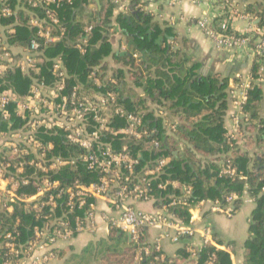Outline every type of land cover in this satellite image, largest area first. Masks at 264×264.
<instances>
[{
  "label": "built area",
  "instance_id": "2783aa9c",
  "mask_svg": "<svg viewBox=\"0 0 264 264\" xmlns=\"http://www.w3.org/2000/svg\"><path fill=\"white\" fill-rule=\"evenodd\" d=\"M61 1L27 0L28 5L23 4L22 10L27 13L26 24L33 36L22 55L19 56L13 50L16 46L10 45L8 38L2 36L3 39H0V76L14 68H21L27 73L31 71L34 75L38 73L27 96L19 97L12 90L0 91V120L10 125L11 131L19 130L18 142L10 147L11 155L6 156L4 162L6 167H14L15 182L20 187L31 183L33 177L23 174L27 164L47 173L81 161L89 171L99 174V178L90 184L75 179L64 186L61 181L52 180L50 177L35 179L37 203L29 205L28 209L40 213L44 208H49L50 215L45 216L43 225L35 226L33 238L26 243L22 242L15 232L4 233L5 240L0 244V249L5 250L3 264H24L27 261L32 264H44L54 259L57 254L50 249L51 245L60 239H71L78 233L96 229V217L101 212L99 201L108 207V211L102 216L108 229L129 234L131 243L135 246L133 264H172L184 260L179 256L167 257L163 244L165 239L182 245L188 254L187 260L198 264L203 247L215 243L210 225L196 227L194 210L211 203L214 211L231 216L232 206L237 200L241 198L243 203H254L255 199L245 191L242 197L235 193L227 196V205H222L219 201L201 200L196 206H192L191 186L178 187L177 181L162 176L172 162L170 155L151 159L143 166L142 150L134 154L128 145L119 149L116 147V140L139 142L158 131L153 126L149 127L146 121L145 115L149 112L161 121L163 131L164 126L167 128L165 134L168 137L175 134L178 125L169 120L168 110L161 106L154 109V112L147 109L128 110L120 102V93L117 91L118 76L103 78L102 64L92 67L84 81L69 72L63 56H46V48L63 40L68 32L58 15ZM115 2L121 4L122 8L128 7L121 0ZM212 4L216 7V15L200 19L198 26L219 46L248 47L250 55L259 63V78L254 79L250 74L232 93V129L236 133L232 136L237 137L245 126V106L252 82L257 81L264 85V28L254 25L257 18L246 12L245 5L238 1L220 3L212 0ZM17 13L18 9L13 6L12 0H0V19L11 18ZM237 19L249 21L250 28L237 34L218 31V28H224L228 24L233 28L232 23ZM93 29L92 25L85 26L81 37L74 42L75 48L81 54H85L91 45ZM6 31L14 32L13 29ZM252 40L256 46H250ZM133 58H139V54L134 53ZM41 62L42 66L52 62L49 70L53 81L49 82L40 77ZM12 102H16V107L22 110V113H19L15 111L16 107L13 109L24 121V125L17 129L12 128ZM42 134H62L67 143L79 147L82 152L70 160L64 159L62 155L48 158L47 152L53 148V144H46L41 138ZM107 136L109 141L104 140ZM160 146L161 141L154 139L147 150H158ZM30 155L29 162L22 159ZM220 165L221 174L236 175L237 168L231 159L221 160ZM154 183L156 188L163 192L160 197H155L153 193ZM181 187L183 191L178 194L176 190ZM17 198L8 190H0V212H9V208H13L18 202ZM142 202H159V206L153 212L143 211L136 207V204ZM59 203L69 209L63 210L57 217L56 208ZM176 208L189 209V221L179 218L174 212ZM74 211L77 213L71 220L68 213ZM153 228L161 229V234L155 240H149L147 231ZM197 235L200 239L196 240ZM37 252L42 253L35 254ZM202 264H216V254H210Z\"/></svg>",
  "mask_w": 264,
  "mask_h": 264
},
{
  "label": "trees",
  "instance_id": "16d2710c",
  "mask_svg": "<svg viewBox=\"0 0 264 264\" xmlns=\"http://www.w3.org/2000/svg\"><path fill=\"white\" fill-rule=\"evenodd\" d=\"M92 1L95 3L94 0H73L72 2L62 0L60 2L58 15L68 32L63 40L50 44L46 48V56L52 58L63 56L69 72L84 81L92 67L100 66L104 58L111 54L116 61L125 60L132 68L138 67L139 72H134L136 82L142 84V81L139 80L142 79L143 73L147 72L143 86L150 96L157 92L159 102L164 105L163 102L168 101L169 109H173L176 115L182 118L183 122L177 126L180 138L173 141L166 136L161 121L155 119L153 113L149 112L145 115L146 121L149 127L153 126L158 131L151 133L139 142L116 140L114 141L116 147L119 149L123 145H128L134 154L142 150L141 164L143 166L151 159L161 155H170L172 162L162 176L170 177L181 186H191L190 203L192 206H196L201 200L219 201L222 205H227V196L235 193L242 197L247 191L255 199V207L249 217L248 236L244 243L245 251L240 264H264V112H262L264 85L261 82H252L245 106L244 133L239 138L228 139L225 122L229 108V79L216 75H202L199 71L201 68L199 63H194L182 49L170 48L167 42L171 39L172 42L177 41L176 34L170 27L154 21L151 14L139 8L140 0H131L133 8L130 22L124 14H121L117 20L121 29L135 45V49L141 54L142 61L139 66H136L131 55L120 57V54L113 53L110 41L112 16L115 8L114 0H100V5H97L95 10L88 11L87 5ZM231 1L219 0L220 3ZM12 3L14 7H17L18 13L11 18H1L0 25L8 30L13 29L14 32L5 31L3 35L8 38L10 45L28 46L33 32L26 24V10L20 8L23 4L28 5L27 0H12ZM244 5L246 12L253 14L259 20L257 27L264 28V0H248ZM87 25H92L94 28L91 45L85 54H81L75 48L74 42L81 37ZM148 31L151 33L149 34ZM218 31L225 34H237L231 24L224 28H218ZM1 33L0 31V35ZM160 35L166 37V44L163 46L155 42ZM186 41L182 40L184 44L187 43ZM250 46H256L254 40L250 41ZM48 57L47 59H49ZM51 66L52 62H48L46 66L43 65L40 74L41 78L49 82L53 81L49 70ZM258 69L259 63L254 60L251 69L254 79L259 78ZM34 77L35 75L31 71L27 73L21 68L9 69L0 76V91L12 90L19 97L27 96L30 94ZM72 81L73 78L70 79V84ZM120 102L130 111L146 110V107L142 109L138 106L139 103L136 105V101L123 93H120ZM15 107L16 102H12L10 106L12 128L17 129L24 125V121L13 112ZM41 138L46 144H53V148L47 152L48 158L62 155L64 159L70 160L82 152L79 147L67 143L62 134H42ZM154 139L161 141L160 148L147 150L148 145ZM104 140L109 141L110 138L107 136L104 137ZM180 144L183 148L179 146ZM22 159L29 162L31 155ZM227 159H231L237 168V173L234 176L221 174L222 165L218 162ZM25 168L26 174H24L33 177L31 183L20 187L19 192L31 196L37 193V186L34 184V180L37 178L50 177L52 180L61 181L63 186L70 184L75 179L90 184L99 178V174L89 171L81 161L47 173L41 172L29 164ZM155 184H153V193L155 197H160L163 192L161 193ZM182 191V187L176 190L178 194H181ZM240 199L235 202V209H239L242 204ZM158 204L159 202H157V206H159ZM26 205V202L19 201L15 203L12 213L0 212V244L5 240L4 233L6 231L17 233L18 238L26 243L33 238L35 226L43 225L45 216L50 215L49 208H44L39 213L26 208ZM61 205L62 203H59L56 208L57 217L62 214L63 210L68 211L69 209L66 205ZM174 212L179 218L189 221L191 216L189 209L176 208ZM76 213L75 211L68 213V217L73 220ZM117 233V230L112 231L107 240H99L97 247L91 246L86 249V255L93 258L107 250H119L121 243L129 244L127 237H124L123 234L118 236ZM112 240L115 244H108ZM214 243L203 247L199 254L200 262L198 264L204 263L207 257L213 253L216 254V264H233L230 254L225 249L216 248L219 243L216 236ZM129 246L122 253L114 252V254H130L132 252L133 255L135 246L133 243ZM4 252V249H0V264H3L5 260ZM187 258L188 256L185 257V259Z\"/></svg>",
  "mask_w": 264,
  "mask_h": 264
},
{
  "label": "crops",
  "instance_id": "0c3cea01",
  "mask_svg": "<svg viewBox=\"0 0 264 264\" xmlns=\"http://www.w3.org/2000/svg\"><path fill=\"white\" fill-rule=\"evenodd\" d=\"M127 9L122 8L121 4H117L115 0L114 14L112 16V28L110 30L111 34V45L112 51L116 54H120V57L139 54V58L134 59L136 66H139L142 61V56L135 45L129 40L128 35L123 29H121L117 18L124 14L128 21H131V12L133 5L131 0H121ZM238 1L240 4H244L248 0H234ZM95 3L90 2L87 5L88 11H93L100 5V0H94ZM219 2V0H217ZM23 5L20 7L22 9ZM139 8L144 12L151 14L154 21H158L162 25L168 26L172 29L173 33L176 34L177 41L172 42L169 40L168 45L170 48L182 49L194 63H199L201 68L200 73L204 76L216 75L220 78H228L230 85L228 88L229 92V108L226 115L225 126L227 129L226 137L239 138L240 135L244 133V129L241 131L240 135L237 137L233 135L232 129V111H233V97L232 93L238 86L247 80L250 76L251 69L254 63L253 57L249 53L248 47L236 48L235 46L222 45L219 46L212 38L208 37L207 34L198 26V21L202 18H208L216 15V10L212 4V0H140ZM250 22L237 19L232 23L233 29L236 32L244 33L250 28ZM258 24V19L255 20L254 25ZM6 28L0 26L1 35L6 31ZM150 34L151 31H148ZM152 36L150 35V39ZM166 37L160 35L156 38V44L163 46L166 44ZM182 40H187L186 44ZM13 50L22 55L25 52V47L22 45H14ZM141 59V60H140ZM43 62H41L42 68ZM102 69L104 71L103 78L109 79L111 75H117L119 79L118 91L123 93L125 96H130L132 100L136 101L142 109L146 107L147 111H153L157 107L161 106L168 110V118L173 123L179 125L181 124L182 118L174 112L173 109H169L170 103L164 101V105L159 102V94L155 92L153 96L148 93V91L143 86L144 80L147 76V72L143 73L141 82H136L134 72H139L138 67L132 68L129 63L123 61H116L113 54L107 56L102 61ZM38 75V73H35ZM104 79V80H105ZM264 90V86H263ZM126 107V106H125ZM127 108V107H126ZM15 109V108H14ZM128 109V108H127ZM16 112L22 113V110L18 107L15 109ZM262 112H264V99L262 101ZM167 133V128L164 126ZM164 131V132H165ZM19 130L11 131L10 125L6 122L0 120V190L10 191L15 195L18 202H26V208L32 203V206L36 203L35 195H28L20 193V186L15 182V170L10 167L5 166L4 158L11 155V146L18 142ZM236 134V133H234ZM173 141H177L180 135L175 132L169 136ZM181 148L183 146L179 145ZM253 155V153H251ZM221 159V158H220ZM221 160L218 162L220 164ZM26 172V171H25ZM23 171V174L25 173ZM26 174V173H25ZM24 174V176H26ZM178 183V182H177ZM181 184L178 183V187ZM177 186V184H176ZM212 202V201H211ZM211 203H206L204 206H200L194 210L196 220L195 225L197 228L201 227L203 224H208L211 226L213 231V237L216 236V240L219 242V248L225 249L231 257L233 264H240L244 255V243L248 236L249 230V217L255 207V203L242 202L239 209H235L232 206L233 211L236 210L231 216H228L224 212L214 211ZM31 206V207H32ZM136 207L143 211L153 212L156 211L157 204L153 202H142L136 204ZM100 214L96 217L97 227L94 230H88L76 234L71 239H60L53 245L50 249L55 251L57 257L48 261L44 264H81L83 257L86 255V249L89 247H97L99 240L108 239L112 234L109 230L107 224L104 222L102 216L108 211V207L102 201H99ZM10 213L14 211V207L9 208ZM118 236L122 234L127 237L128 243L131 245V239L129 234L117 231ZM161 234V229L153 228L147 231V237L149 240H155ZM200 239L197 235L195 238ZM129 244H124L126 247H130ZM164 252L168 258L179 256L183 257L184 260H179L176 264H197L195 262H190L185 257L188 256L187 252L182 245L175 244L169 239H165L164 242ZM132 248V247H131ZM85 251V253H84ZM42 252H37L35 254H41ZM131 263H134V250L133 255H130ZM24 264H32L30 261Z\"/></svg>",
  "mask_w": 264,
  "mask_h": 264
},
{
  "label": "rangeland",
  "instance_id": "374dc122",
  "mask_svg": "<svg viewBox=\"0 0 264 264\" xmlns=\"http://www.w3.org/2000/svg\"><path fill=\"white\" fill-rule=\"evenodd\" d=\"M4 35H0V39H3ZM110 245L115 244V242L109 241ZM124 243L120 244L119 250H107L106 252H101L100 255H96L95 257L91 258L89 255H85L83 257V260L81 261V264H129L131 263V252L130 254H114V252H123L124 250ZM101 247V246H100ZM108 253V254H107ZM111 253V254H110Z\"/></svg>",
  "mask_w": 264,
  "mask_h": 264
}]
</instances>
